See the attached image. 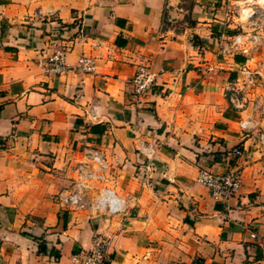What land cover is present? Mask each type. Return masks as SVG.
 Wrapping results in <instances>:
<instances>
[{"label": "crops", "instance_id": "obj_1", "mask_svg": "<svg viewBox=\"0 0 264 264\" xmlns=\"http://www.w3.org/2000/svg\"><path fill=\"white\" fill-rule=\"evenodd\" d=\"M236 1L0 0V264H71L96 234L111 238L106 264H264V151L225 98L264 48L221 53L239 32L224 14ZM92 38L110 50L90 74L74 66L96 57ZM59 50L63 74L44 65ZM143 63L156 82L137 104L130 78ZM90 149L120 213L55 199ZM232 168L241 186L229 199L196 181Z\"/></svg>", "mask_w": 264, "mask_h": 264}, {"label": "built area", "instance_id": "obj_2", "mask_svg": "<svg viewBox=\"0 0 264 264\" xmlns=\"http://www.w3.org/2000/svg\"><path fill=\"white\" fill-rule=\"evenodd\" d=\"M228 20L239 29L230 42L223 44L221 53L230 54L236 51H255L264 48V0H238L227 3L224 11ZM53 11L37 9V18L50 17ZM91 46L97 51L96 57L81 56L74 68L84 73L97 71L96 59L102 58L109 52L104 42L92 38ZM64 50L56 51L44 61L50 71L63 74L70 71L65 63ZM241 75L230 83L225 91V98L231 109L242 114L239 128L242 132L255 137L260 149L264 151V62H255L253 67L243 66ZM156 82V73L147 64H138L134 69L130 86L135 103L146 101ZM262 89V91L260 90ZM97 116L92 115V120ZM234 154H242L235 149ZM86 160L75 166L76 178L68 188H62L55 194L57 203L74 211H86L90 214L114 215L123 211L124 200L113 189L100 185L105 182L108 164L104 154L98 149H90L85 154ZM196 181L205 186L210 196L216 200H225L235 196L241 186L239 169L232 168L225 173H213L207 169H200ZM95 192L90 195L89 192ZM251 238L255 237L252 232ZM111 238L108 235L96 234L92 247L78 250L71 254V264H106L107 253Z\"/></svg>", "mask_w": 264, "mask_h": 264}, {"label": "trees", "instance_id": "obj_3", "mask_svg": "<svg viewBox=\"0 0 264 264\" xmlns=\"http://www.w3.org/2000/svg\"><path fill=\"white\" fill-rule=\"evenodd\" d=\"M39 251H41V252L44 251V247L42 246V244L39 245Z\"/></svg>", "mask_w": 264, "mask_h": 264}, {"label": "rangeland", "instance_id": "obj_4", "mask_svg": "<svg viewBox=\"0 0 264 264\" xmlns=\"http://www.w3.org/2000/svg\"><path fill=\"white\" fill-rule=\"evenodd\" d=\"M251 67H253V65Z\"/></svg>", "mask_w": 264, "mask_h": 264}]
</instances>
